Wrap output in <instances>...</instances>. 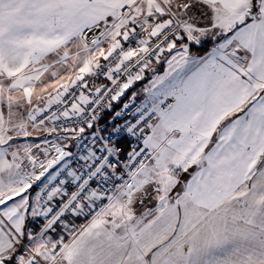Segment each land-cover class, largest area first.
<instances>
[{"label":"snow or ice","instance_id":"1","mask_svg":"<svg viewBox=\"0 0 264 264\" xmlns=\"http://www.w3.org/2000/svg\"><path fill=\"white\" fill-rule=\"evenodd\" d=\"M0 264H264V0H0Z\"/></svg>","mask_w":264,"mask_h":264}]
</instances>
